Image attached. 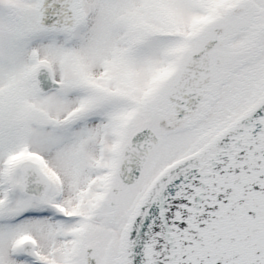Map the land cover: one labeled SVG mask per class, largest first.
<instances>
[{
    "label": "snow or ice",
    "instance_id": "1",
    "mask_svg": "<svg viewBox=\"0 0 264 264\" xmlns=\"http://www.w3.org/2000/svg\"><path fill=\"white\" fill-rule=\"evenodd\" d=\"M0 264H264V0H0Z\"/></svg>",
    "mask_w": 264,
    "mask_h": 264
}]
</instances>
